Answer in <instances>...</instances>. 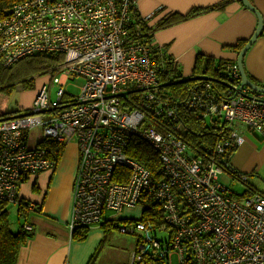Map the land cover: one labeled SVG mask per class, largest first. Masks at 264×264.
<instances>
[{
    "label": "built area",
    "instance_id": "obj_1",
    "mask_svg": "<svg viewBox=\"0 0 264 264\" xmlns=\"http://www.w3.org/2000/svg\"><path fill=\"white\" fill-rule=\"evenodd\" d=\"M137 2L22 0L0 20L3 69L38 54L63 56L31 105L0 121V202L17 206L25 178L54 170L55 161L40 144L66 146L74 139L78 157L70 233L99 226L142 201L158 207L162 225L137 219L117 228L139 242L130 264H264V191L236 199L218 181L234 170L231 159L222 156L243 144V132L257 134L264 143V94L240 88L236 63L225 72L226 95L209 83L192 85L182 108L224 121L228 136L215 144L210 161L190 158L174 135L182 130L176 109L158 92L165 65L141 22L135 23ZM77 77L84 82L78 96H72L64 88ZM49 86H58L53 98ZM135 90H140L132 92L140 94L135 107H123L117 95ZM160 124L171 132H159ZM132 136L156 152L157 178L126 155ZM24 228L32 231L29 225ZM158 234L166 238L160 240Z\"/></svg>",
    "mask_w": 264,
    "mask_h": 264
},
{
    "label": "crops",
    "instance_id": "obj_2",
    "mask_svg": "<svg viewBox=\"0 0 264 264\" xmlns=\"http://www.w3.org/2000/svg\"><path fill=\"white\" fill-rule=\"evenodd\" d=\"M222 1L225 0H138L136 7L140 18L149 16L146 24L153 28L168 14H185L192 8L209 7ZM227 1L220 8L152 33L153 45L163 49L172 58L182 78L191 76L198 55L236 63L237 54L232 47L252 35L257 26V18L239 0ZM249 1L261 15L263 35L256 39L245 54L244 66L253 79L264 84V0ZM243 139V144L230 160V165L237 171L244 169L243 160L253 153L254 148L247 132H243ZM262 155V158H253V161L264 160V146ZM60 160L54 170L27 178L25 182H29V185L25 182L19 185V199L27 201L33 208L26 216L32 235L19 250L17 263L130 264L139 242L135 239L134 243L127 244V239L114 233L117 228L107 226L103 229L95 226L89 229L83 240L71 239L67 223L77 167V147L74 141L64 147ZM122 212L113 219L125 220Z\"/></svg>",
    "mask_w": 264,
    "mask_h": 264
},
{
    "label": "trees",
    "instance_id": "obj_3",
    "mask_svg": "<svg viewBox=\"0 0 264 264\" xmlns=\"http://www.w3.org/2000/svg\"><path fill=\"white\" fill-rule=\"evenodd\" d=\"M22 0H0V20L6 16L10 8L17 2ZM228 1H222L218 4L203 8H192L185 14L172 13L161 18L153 28L147 26L146 21H142L140 17H135V23L141 22V29L144 30V35L149 41H152V33L154 30L163 29L177 23L186 21L188 19L194 18L198 15L206 13L210 10L220 8ZM138 16V15H137ZM138 25V24H137ZM263 35V29L261 30L258 37ZM247 40H242L232 47V50L239 53ZM158 48V47H157ZM155 48L157 51L160 50L161 60L164 62L165 70L159 74V94H162L169 103L176 109L177 122L181 124L182 130L174 134L178 139H180L187 148V153L190 158L201 159L203 162L210 161L212 159V149L215 144L222 138L228 136V127L224 121L216 119H204L202 116L193 111H187L182 108L183 102L187 98L189 88L197 83H209L213 90L220 95H226L229 86L228 78L225 77V72L229 66L235 64V62H227L221 60H214L213 58L198 55L195 59L193 70L191 76H205L207 80L202 81H192L187 83H177L170 84L173 81L182 78L180 71L177 69L172 58L168 56L165 51L161 48ZM247 53V52H246ZM245 57V56H244ZM63 61V56L60 54L42 55L38 54L31 57H26L15 64H13L9 69H3L0 65V93H11L17 86L21 90L32 89V80L24 79L22 76L24 74L32 73L39 75H46L50 70L58 66ZM243 70L246 74L248 80L254 85L264 89V85L260 82L255 81L246 71L244 66V58L242 61ZM169 84V85H167ZM211 88V89H212ZM130 94L127 98L120 99V104L123 107L129 106L128 108L135 107L140 94ZM16 112L0 114V120L10 119V117L16 116ZM148 118L152 120L149 114ZM153 121V120H152ZM161 128L156 127V129L165 134L166 132H171L168 125L160 124ZM40 144V147L48 150L47 155L55 161L57 164L60 160L65 145L59 143H46ZM236 150L231 153H226L222 156L225 160H230L232 155ZM126 155L137 163L143 165L148 171L152 178L158 177V157L156 152L142 140L136 136H132L128 139L125 147ZM228 160V161H229ZM120 171L126 172L124 169H119ZM242 173L237 170L229 171L230 176L233 178L238 177ZM244 181L238 180L244 185H247V178ZM25 178L23 182H25ZM248 186V185H247ZM34 189V186L32 187ZM264 191V190H263ZM260 190L250 189L246 191L243 195L237 196L236 199H243L249 197L255 193L263 192ZM142 206L139 219L150 220L156 227L162 225L161 213L155 204L148 202H140ZM16 207V217L20 220L16 232H12L9 229L8 223V211L7 204L0 202V264H18V254L19 250L27 243L28 239L31 237V230H25L24 226L29 225L26 220V216L32 206L23 199H19ZM132 220L137 219H125L114 221L113 219L100 224L101 228H106L110 226L112 228H118L119 223H127ZM125 221V222H124ZM27 223V224H26ZM30 226V225H29ZM31 227V226H30ZM88 227H78L75 228L70 234L71 239L74 241L83 240L87 233L89 232ZM106 230V229H105ZM156 264H159L156 262Z\"/></svg>",
    "mask_w": 264,
    "mask_h": 264
},
{
    "label": "rangeland",
    "instance_id": "obj_4",
    "mask_svg": "<svg viewBox=\"0 0 264 264\" xmlns=\"http://www.w3.org/2000/svg\"><path fill=\"white\" fill-rule=\"evenodd\" d=\"M22 80L27 79V80H32V89H26V90H21L19 86H17L11 93L6 94V93H0V114L4 113H10V112H16L20 110H25L27 109L33 99L36 96L37 91L39 90L40 86L43 83H48L50 76L48 75H39V74H24L21 78ZM255 80V79H254ZM257 82H260L258 80H255ZM83 79L77 77L72 81H69L70 85H68L66 88H64L65 91H67L69 94L72 96H78L80 93L79 87L83 84ZM261 83V82H260ZM263 84V82L261 83ZM264 85V84H263ZM48 86V84H47ZM132 89V87H130ZM58 89V86L48 87V90L50 91V95L53 98L54 97V92ZM136 94V93H134ZM133 94V95H134ZM147 125L146 127L150 129L153 125L150 121V119L147 120ZM36 136H37V130H34L30 133L29 136V141L30 144H34L36 141ZM247 136L250 139L251 143L253 144V153L249 154L247 158H244L245 162V167L244 169H240L238 172L244 174L247 178V185H244L240 181H238L236 178H233V176H229L227 174H221L218 177V181L222 183L223 186L229 189V191H232L234 195L241 196L243 195L246 191L250 189H255V190H264V160L262 159H257V161H253V158H262V148H263V143L258 137L257 134L255 133H248ZM76 141L74 139H71L70 142ZM69 142V143H70ZM73 144H70L69 146H72ZM63 155V153H62ZM62 157V156H61ZM78 157V156H77ZM62 162V159L59 161V163ZM243 162V163H244ZM24 184H28L29 182H25ZM27 190V189H26ZM35 195V193H33ZM245 199V198H244ZM243 199V200H244ZM142 206L132 209L131 211H124L123 213V218L124 219H139L140 213H141V208ZM141 208V209H140ZM7 211H8V223H9V229L12 232H16L18 223L20 220H17L16 217V207L13 205H7ZM110 215V214H106ZM115 215L112 216L114 218ZM114 220V219H113ZM115 221V220H114ZM125 222V221H124ZM123 223H119L118 227L122 225ZM114 233L118 235L119 237H122L126 240L127 244H132L135 242L136 237L131 234H122L119 232V230H115ZM158 238L160 240L165 239L164 234H158Z\"/></svg>",
    "mask_w": 264,
    "mask_h": 264
},
{
    "label": "water",
    "instance_id": "obj_5",
    "mask_svg": "<svg viewBox=\"0 0 264 264\" xmlns=\"http://www.w3.org/2000/svg\"><path fill=\"white\" fill-rule=\"evenodd\" d=\"M239 2L248 10H250L252 13L255 14L256 18H257V26L254 30V32L252 33V35L247 39L246 43L244 44V46L242 47V49L239 51V53L237 54L236 57V67L238 70V74L240 77V81H241V86L242 87H247L248 89H250L251 91L257 93V94H264V89L261 87H258L256 85H254L253 83H251L248 78L246 77V74L243 70V66H242V61L243 58L246 54V52L249 50V48L255 43L256 39L258 38L262 27H263V21L261 18V15L259 14V12L255 9V7H253L250 3L249 0H239ZM202 80H207V78L205 76H188V77H183L181 79H178L176 81H173L170 84H177V83H187V82H192V81H202ZM169 85V84H167ZM239 88V90H240ZM140 90H135V91H125L122 93H119L117 96L120 98H125L127 95L131 94L132 92H138ZM15 117V116H14ZM14 117H10V118H14ZM2 120H6V119H2ZM0 120V121H2Z\"/></svg>",
    "mask_w": 264,
    "mask_h": 264
},
{
    "label": "bare ground",
    "instance_id": "obj_6",
    "mask_svg": "<svg viewBox=\"0 0 264 264\" xmlns=\"http://www.w3.org/2000/svg\"><path fill=\"white\" fill-rule=\"evenodd\" d=\"M188 154V153H187Z\"/></svg>",
    "mask_w": 264,
    "mask_h": 264
}]
</instances>
